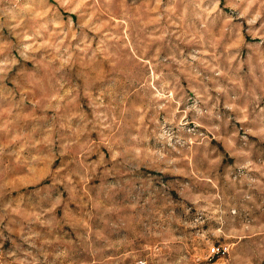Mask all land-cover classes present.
Segmentation results:
<instances>
[{"label":"rangeland","instance_id":"obj_1","mask_svg":"<svg viewBox=\"0 0 264 264\" xmlns=\"http://www.w3.org/2000/svg\"><path fill=\"white\" fill-rule=\"evenodd\" d=\"M0 264H264V0H0Z\"/></svg>","mask_w":264,"mask_h":264},{"label":"built area","instance_id":"obj_2","mask_svg":"<svg viewBox=\"0 0 264 264\" xmlns=\"http://www.w3.org/2000/svg\"><path fill=\"white\" fill-rule=\"evenodd\" d=\"M211 250L214 254H218L221 251V248L219 246H212Z\"/></svg>","mask_w":264,"mask_h":264}]
</instances>
